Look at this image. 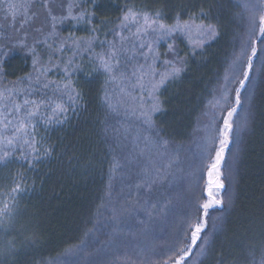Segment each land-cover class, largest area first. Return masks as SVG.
<instances>
[{
  "label": "trees",
  "instance_id": "obj_1",
  "mask_svg": "<svg viewBox=\"0 0 264 264\" xmlns=\"http://www.w3.org/2000/svg\"><path fill=\"white\" fill-rule=\"evenodd\" d=\"M237 1L76 0L87 14L82 22L60 26L55 16L56 32L86 41L95 37L97 51L114 38L129 9L159 11L165 24L192 17L216 29L202 47L179 41L183 71L161 88V108L151 127L139 123L142 137L135 146L124 133L126 127L136 133L137 118L118 115L105 103V79L96 63H81L70 78L80 93L74 102L62 84L53 83L65 79L60 72L42 75L28 50L4 51L3 91L22 98L36 89L32 99L66 110L47 111L50 123L34 133L38 152L22 149V141L7 148L0 143V156L10 152L0 161V209L8 204V213L0 215V264H172L168 258L185 246L190 225L203 219L200 205L215 145L206 149L197 138L208 130L218 133L247 66L248 57L240 53L249 21ZM52 17L39 22L52 27ZM56 32L45 35L58 39ZM253 47L257 54L235 116L238 135L222 165L223 207L208 210L201 233L208 243L201 253L197 241L186 264L264 262V39ZM203 115L209 126L201 130ZM6 134L11 137L12 130ZM22 150L31 152L28 160ZM17 184L22 191L13 193Z\"/></svg>",
  "mask_w": 264,
  "mask_h": 264
},
{
  "label": "snow or ice",
  "instance_id": "obj_2",
  "mask_svg": "<svg viewBox=\"0 0 264 264\" xmlns=\"http://www.w3.org/2000/svg\"><path fill=\"white\" fill-rule=\"evenodd\" d=\"M3 2V0H0ZM73 4H69V15H71V10ZM7 9L12 12L13 18L16 15L13 9L17 7H24L25 11H27V4L23 5H14L12 3H7ZM84 14L82 13L80 17H72L73 19H81L84 18ZM63 17L60 18V21H63ZM57 18L55 16L52 17V30L53 34L56 32ZM129 25H135V31L132 33L133 36L137 38L141 36H151L150 40H143L139 44V49L147 48V52L141 51L139 54L143 57L144 63H135L132 65V71L129 75L127 69L128 64L131 62V57L126 58V63L123 68H121V53L124 51L122 47L118 48L115 42H108L107 51L100 52L96 54V61L98 69L103 70L110 79L116 80L120 79L121 81L129 80L134 77L135 83L131 84L132 88H140L144 89L147 92V99L151 100V104L145 109L143 105H141V115L144 118V122L151 127L154 123L152 120V114L159 111L161 108V102L157 95L160 88L170 79H174L179 77L180 73L183 71V60H179V64L177 60L173 59H164L162 60V64L164 66V71L161 72L160 69L156 66V61L161 59V55L167 56V53L161 54L157 51L156 45L159 44L160 41H168L173 38L175 34L181 33L189 39L190 44H194L196 47L203 46V40L199 38L208 37L213 38L216 35V29L212 25H204L201 23H196L195 19L190 17L188 20H181L179 16H177L172 24H165L162 20V14L157 11L155 14H149L147 12H134L129 9L120 21L119 27L128 28ZM252 29L250 30V35L255 36L256 39H253L252 43L255 44L257 39H264V14L258 17V22L256 18L252 20ZM119 35V33H118ZM196 36L198 39L193 40V36ZM94 38H90L86 45V50L91 51L92 49V40ZM130 37L120 36L121 43L127 41ZM72 43L75 47L79 48L83 43V38H72ZM47 47L52 50L54 55L55 52L60 51L63 45L60 48H53L52 44H47ZM167 49L169 53L174 52V46L172 43L167 44ZM33 55H35L34 50ZM244 53L241 52V55ZM257 54L256 47L251 48V55L247 60V69L243 73V78L240 79L239 84L240 87L235 89V100L234 105L231 106L227 110V115L223 117V127L218 129L219 132V147L215 149V157L212 163L208 167V182H207V195L208 200L200 205V208L203 210V217L208 216V210L213 207H223V200L218 198L220 190L224 189V183L221 179L222 172L221 166L225 159V153L229 148V145L233 143L234 139L238 135L235 129V120L234 116L238 115V108L242 104L241 98V89L245 87V82L249 79V72L253 68L252 57H255ZM53 55H49L48 59H53ZM179 59V58H177ZM38 63V59L33 60V64ZM80 68L79 65H75L73 61H68L67 65L64 67L63 71L65 73V79L62 82H53L58 86L62 84V89L68 95L70 100L74 102L79 98L80 93L75 89L72 80L70 79V71L75 72ZM117 69H120L119 75L117 76ZM46 69L41 72L42 75L46 74ZM159 77V78H157ZM39 79V77H37ZM44 87L47 88L48 84H44ZM131 97V93H128ZM0 96H3L0 93ZM134 99V97H132ZM224 99L227 100V95L224 96ZM43 101L37 100H29L25 99L23 101V105L14 104L13 112H7V105H5L4 111H0V124L3 125L0 128V143H3L4 146L11 147L17 142H21V147L23 149V145H27L31 152H38L39 149L35 147L36 143H38L34 136L31 139L27 137L31 136V133L28 131L29 128H35V124L33 123V118L37 116L40 107L42 106ZM24 108V114L22 116L16 115L20 112L21 108ZM66 109L60 103H57L55 107L52 109L53 113H63ZM9 116H12V119H9ZM50 122L52 117H47ZM247 126V119L243 121L242 127ZM12 129V135L9 137L6 133L9 129ZM15 151V148L12 149ZM31 152L25 154V151L22 150L21 158L28 160V157L31 155ZM10 155L9 151H4L3 156H0V161L5 159ZM31 164V161L29 160ZM215 189V191H213ZM22 191L20 184H17L15 188L12 189L13 193H19ZM15 197H13L14 199ZM8 213V204L5 203L4 207L0 209V215H4ZM207 226V219L197 218V222L193 225H190L191 235L190 237H185V246L180 247L176 250L173 256H169L168 260L172 261V264H186V258L190 255L192 248L197 246V241H200L199 248L201 253L204 252L205 247L208 243V236H201V233L204 232ZM221 230L217 228L216 231ZM190 240V243L187 241ZM165 264H168V261H165ZM264 264V262H262Z\"/></svg>",
  "mask_w": 264,
  "mask_h": 264
},
{
  "label": "rangeland",
  "instance_id": "obj_3",
  "mask_svg": "<svg viewBox=\"0 0 264 264\" xmlns=\"http://www.w3.org/2000/svg\"><path fill=\"white\" fill-rule=\"evenodd\" d=\"M73 1L74 0H61V1L60 0H3V2H0V56L15 50H20V49L28 50L29 52H31V55L33 56L34 59H38V63H37L39 65L38 69L42 67L44 70L46 69L47 71L55 70L56 72H60L59 75L62 77L65 76L63 69L70 60L73 61L75 65H79V66L83 62L86 65L87 64L91 65L92 62L96 63L95 64L96 70L102 72L105 79L104 86L107 89L106 95L104 96L105 103H107L108 106L112 110H114L118 115L120 113H124L127 118H131V119L134 117L137 118L133 120L134 122L133 130L135 129L136 133H130L131 131L129 132L127 127L125 128V133H124L126 138L129 141H131V143L132 142L136 143L138 139H141L142 137L141 134H137L139 123L144 120V118L141 115V105H143V107L147 109V107L151 104V100L147 99L146 90L140 89L138 87L137 88L131 87V84L135 83L134 77L131 79V81L110 79L108 74H106L103 70L98 69L97 61L95 57L97 53H100L102 51L104 52L107 51L108 42H115L118 48L122 47L124 49L120 57L121 68L124 67L126 63V58L128 57L132 58L131 62L128 64V69H127L130 75L133 64L137 62L144 63V59L139 53L141 51L147 52V48L139 49V44L143 40H150L151 36H141L139 38L133 36L132 33L135 31V25H129L128 28L119 27L114 38L106 42L104 47H101V49L98 51L96 50V46L94 45L93 40H92V49L91 51H89L86 50V45L89 39L87 41L83 40V43L80 45L79 48H77L73 45L71 37L69 36L63 37L58 32H56L55 35L56 37H58V39L47 38L45 33H49L52 31L51 24L50 23L43 24L39 21L47 20V18L52 14L53 16L59 17V20L61 17L64 18L62 22L61 21L58 22L61 23L60 26L68 25L69 21L76 23H80L83 21L82 20L83 18L81 19L72 18V17H80L81 14L84 13V10L81 9L80 4H77L76 0L74 2ZM237 2H239L238 5L240 8V12L246 14L247 19L249 21V32L247 34L248 37L247 38L245 37L246 39L243 41V46L241 49V52H243L244 54L241 55L240 53V58L244 57L245 59L251 55V48L254 46L252 41L253 39H256L255 36H251L249 34L250 30L255 31L252 29V20L253 18H256L258 22V17L264 14V0H238ZM7 3H12L17 6L26 3L27 11H25L24 7H17L16 9L12 10L16 12L15 17L13 18L12 12H10L6 7ZM69 4L74 5L71 10V15H69ZM121 35L125 37H130V39L124 41L122 44L120 40ZM197 39L198 38L194 35L193 40L195 41ZM199 39H202L204 44L207 40L212 38H208L205 36ZM180 40H182L184 43H186L191 47H196L194 46V44H190L189 39L181 33L175 34V36L169 39L168 41L162 40L159 42L158 45H156L158 52H160L161 54L167 53L166 57L164 55H161V59L156 61V66L160 69L161 72L164 71L162 60L166 58L173 59V60H177L178 64H179V60H183L182 57L180 58L179 50H178L179 48L178 43ZM168 43L173 44L174 52L172 53L168 52L167 49ZM47 44H52L53 48H60L61 45H63V47L60 49V51L55 52L53 55L52 50L47 47ZM31 50H34L35 55H33V51ZM4 51H6V53ZM49 55H53V59L49 60L48 59ZM252 60H254V57H252ZM244 64H245V60H244ZM92 66H94V64H92ZM244 69L245 71H248L247 66H245ZM119 71L120 69H117V76L119 75ZM76 72L77 71L75 72L70 71L69 74L70 78ZM165 84L161 88H163ZM37 91L36 89L34 91H28L24 94L22 98H20L18 95H13V92L8 93L6 91H3L2 88H0V93L3 94V96H0V111H4L5 105H7V112L12 113L14 110L13 109L14 104L23 105V101L25 99L33 100L32 96L35 95ZM159 92L157 93L158 97H159ZM128 93L132 94L131 97L128 95ZM132 97H134V99ZM34 100H37L38 102L43 101V104L40 107L37 116L33 118V123L35 124V128L28 129V131L31 133V137L34 136V133L36 132V129L39 126L46 127V123L47 124L50 123L47 119V111H50L53 108L51 107L52 106L51 103L46 104L45 100L41 99L40 97H38V99L34 98ZM46 106L48 107L46 108ZM51 113L54 115L52 110ZM155 113H153L152 116H154ZM23 114H24V108L22 107L20 112L17 113L16 115L22 116ZM207 117H208L207 115L206 117L203 115L200 119L199 127L202 128V129L200 128L201 130H204L205 127L207 128V126H209L208 125L209 120L207 121ZM9 119H12V116H9ZM233 119L235 120V116ZM2 127L3 125L0 124V128ZM9 130L12 129L10 128ZM219 139H220L219 132L217 134L214 133V135L213 134L211 135L209 130L207 131L206 134H204V137L198 136L197 138L199 143L206 149L213 147V145H215V149H217L219 147ZM133 145L135 146V144ZM214 157L215 154L212 157V161ZM221 172H222V166H221ZM222 177L223 175L221 176V179ZM207 182H208V178H207ZM207 182H206V188H207ZM213 191H215V189H213ZM222 192L223 189L220 190L218 196V198L220 199H222ZM206 196H207L206 197V201H207L209 199L207 195V191H206ZM213 208H218V207H213ZM203 219H205V217H203Z\"/></svg>",
  "mask_w": 264,
  "mask_h": 264
}]
</instances>
